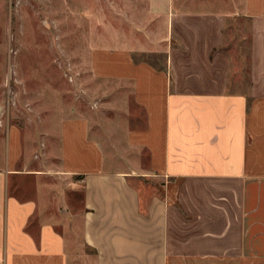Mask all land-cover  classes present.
Returning a JSON list of instances; mask_svg holds the SVG:
<instances>
[{"label": "crops", "instance_id": "1", "mask_svg": "<svg viewBox=\"0 0 264 264\" xmlns=\"http://www.w3.org/2000/svg\"><path fill=\"white\" fill-rule=\"evenodd\" d=\"M145 8L163 36L86 54L92 75L129 85L123 139L85 112L39 143L0 134L1 264H264V0ZM237 18L252 21L249 67L222 45Z\"/></svg>", "mask_w": 264, "mask_h": 264}, {"label": "rangeland", "instance_id": "2", "mask_svg": "<svg viewBox=\"0 0 264 264\" xmlns=\"http://www.w3.org/2000/svg\"><path fill=\"white\" fill-rule=\"evenodd\" d=\"M150 21L145 0H0V134L17 125L23 137L39 143L44 129L57 131L60 115L85 112L100 138L115 131L114 141L123 139L132 107L129 85L92 75L86 54L94 46L120 47L125 35L149 44L148 31L162 30ZM251 27L240 18L224 27L225 37L234 38L222 44L233 49L234 66H250ZM138 55L164 63L163 53ZM243 75L237 91L250 84V74ZM57 141L52 133L48 148L55 154ZM69 264H76L71 255Z\"/></svg>", "mask_w": 264, "mask_h": 264}, {"label": "built area", "instance_id": "3", "mask_svg": "<svg viewBox=\"0 0 264 264\" xmlns=\"http://www.w3.org/2000/svg\"><path fill=\"white\" fill-rule=\"evenodd\" d=\"M1 264V263H0Z\"/></svg>", "mask_w": 264, "mask_h": 264}]
</instances>
